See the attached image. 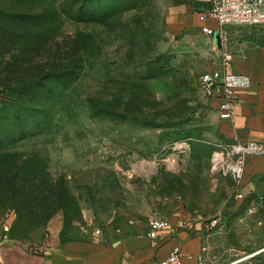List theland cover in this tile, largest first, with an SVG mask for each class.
<instances>
[{"label": "rangeland", "instance_id": "1", "mask_svg": "<svg viewBox=\"0 0 264 264\" xmlns=\"http://www.w3.org/2000/svg\"><path fill=\"white\" fill-rule=\"evenodd\" d=\"M70 1L15 0L12 6L38 21L28 30L47 32L40 54L65 60V49L75 45L68 37L78 32L88 49L50 124L20 148L37 156L41 181H63L78 210L70 218L58 210L37 226L22 224L13 208H0V241L31 253L42 251L55 227L62 242L118 220L205 214L230 186L210 171L216 145L228 138L199 87V75L220 57L198 26L214 25L197 21L206 0H113L119 9L88 20L71 17ZM250 28L228 31L234 38ZM254 182L257 188L241 200L224 203L203 264H234L264 248V175ZM45 204L43 196L32 200L36 214Z\"/></svg>", "mask_w": 264, "mask_h": 264}, {"label": "trees", "instance_id": "2", "mask_svg": "<svg viewBox=\"0 0 264 264\" xmlns=\"http://www.w3.org/2000/svg\"><path fill=\"white\" fill-rule=\"evenodd\" d=\"M14 1L0 0V208H13L22 224L38 226L58 210L70 218L78 207L63 181L55 186L48 178L40 180L37 156L20 148L25 139L37 136L50 124L51 111L80 74L88 49L84 34L78 32L68 37L75 45L65 49L66 62L57 53L53 57L40 54L47 50L45 43L39 44L47 32L28 30L29 22L35 25L38 21L13 10ZM119 6L113 0H72L68 10H75L71 17L76 20H88L93 14L115 12ZM254 32L247 33L250 39ZM78 40L83 42L78 44ZM259 175L264 172L253 180ZM41 196L47 204L36 214L32 200ZM234 264H264V250Z\"/></svg>", "mask_w": 264, "mask_h": 264}, {"label": "crops", "instance_id": "3", "mask_svg": "<svg viewBox=\"0 0 264 264\" xmlns=\"http://www.w3.org/2000/svg\"><path fill=\"white\" fill-rule=\"evenodd\" d=\"M250 31H255L253 39L248 37ZM227 48L233 55L231 70L245 74L251 83L240 93L241 101L234 105L232 118L220 120L222 131L228 138L224 142L264 143V28L251 27L242 31L231 38ZM262 172L264 154L246 155L239 191L244 195L253 188L255 190L253 176ZM227 179L230 181L227 195L220 205L208 203L211 208L206 212L208 215L204 212H182L185 217L169 220L172 224L178 220L188 221L190 228L175 229L171 226L161 237L151 239L146 234V222L138 224L118 220L113 225H106L99 234L89 233L86 238L61 242L57 238L60 227L54 226L50 242L41 245L40 253H31L16 243L1 240L0 264H154L174 246L180 247L181 264H196L195 255L207 242L202 232V220L215 215L222 218L221 208L226 201L241 200L233 195V182Z\"/></svg>", "mask_w": 264, "mask_h": 264}, {"label": "built area", "instance_id": "4", "mask_svg": "<svg viewBox=\"0 0 264 264\" xmlns=\"http://www.w3.org/2000/svg\"><path fill=\"white\" fill-rule=\"evenodd\" d=\"M206 2V8L198 12L197 21L203 23L212 20L214 25L198 26L201 33L211 37L212 40L214 33H218L220 57L214 68L199 75V87L202 95L209 102L214 103L218 119L229 120L233 116L234 105L241 101L240 93L249 88L251 81L245 74L231 70L233 55L227 48L231 41L228 29L233 26L264 28V0H206ZM248 154H264V143L254 141L218 143L210 158V171L232 180V193L237 199H242L244 196L239 191V185L245 157ZM218 224V215L208 218L202 228L203 236L207 238L215 231ZM146 225V234L151 239L161 237L171 226L175 229L191 227L188 221L178 220L172 224L169 219L156 216L149 217ZM205 250L206 246L203 245L195 255L196 264L204 263ZM154 264H181L180 247L174 246L164 258Z\"/></svg>", "mask_w": 264, "mask_h": 264}, {"label": "water", "instance_id": "5", "mask_svg": "<svg viewBox=\"0 0 264 264\" xmlns=\"http://www.w3.org/2000/svg\"><path fill=\"white\" fill-rule=\"evenodd\" d=\"M213 40H214V43H215L216 47L219 48V38H218V33L217 32L214 33ZM261 250H264V248L258 250L257 252H260ZM257 252H255V253H257ZM255 253H253V254H255ZM253 254H251V255H253Z\"/></svg>", "mask_w": 264, "mask_h": 264}]
</instances>
